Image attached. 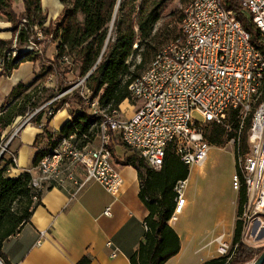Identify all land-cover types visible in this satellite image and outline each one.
Segmentation results:
<instances>
[{
    "label": "trees",
    "instance_id": "obj_1",
    "mask_svg": "<svg viewBox=\"0 0 264 264\" xmlns=\"http://www.w3.org/2000/svg\"><path fill=\"white\" fill-rule=\"evenodd\" d=\"M170 1L174 0H120L117 8L119 0H61L64 8L60 17L46 26L47 17L41 0H24L25 10L21 13L14 10L13 0H0V13L12 23V30L16 33L18 42H28L32 27L36 24L41 27L46 37H50L54 42L58 41L56 56L51 64L43 67L30 83L20 81L15 84L5 103L0 105V149L8 138V134H5L6 130L18 118H25L36 109L40 110L30 122L43 126L49 147L37 152L34 166L42 157L52 152L63 138L70 135L76 134L80 148L91 144L99 132L103 116L93 114L80 94H73V99L80 105V109H69L71 118L61 130L52 133L48 129V123L54 115L66 108L70 101V96L55 99L56 92L45 96V93L53 88L47 84L49 77L65 76L70 70L63 69V65L78 62L80 76H86L85 82L91 91L90 97L95 98L102 92L101 104L109 106L110 110L118 108L130 98L128 87L131 81L147 72L156 52L168 46L169 41L181 30L184 11L178 17V24L175 26L170 24L175 21L176 12L162 27L156 29L163 8ZM179 1L181 5L187 6L194 0ZM232 2L230 1L228 7L234 10L253 37L259 38V32L248 20L247 13L237 3ZM24 19L26 22H22L21 26V20ZM12 44L13 40L0 38V61H3L0 65L3 67L0 75L10 76L23 62H37L38 53L35 50L23 51L12 57ZM136 56L140 57L136 69L146 64L141 72L131 70ZM58 83L63 88V81L60 80ZM43 120L46 122L44 125ZM249 127L250 117L241 135L238 158L239 154L248 151ZM42 135H37L36 140ZM206 138L210 145L221 147L229 141L230 136L223 127L210 124ZM117 140L118 138H114L113 145H108V151L113 155L116 163L131 165L137 169L141 182L140 196L149 209V215L145 220L148 226L145 240L140 244L138 251L131 256L130 263L165 264L181 248L180 237L169 221L176 208L175 185L179 180L188 178L190 167L174 153L168 152L163 166L155 170L136 150L127 146L129 151L124 150V157L120 158L116 149ZM11 164V155L4 152L0 157V259L4 264H12L3 250L5 241L16 235L30 221L33 210L40 203V199L34 200L37 194L29 186L31 172L25 171L17 177H10L8 169ZM236 172H240L239 164ZM239 192L241 209L247 201L245 186ZM242 232L243 222L240 220L237 222L232 252L204 264H226V260L228 264H243L257 257L264 248H254L245 243ZM78 264H91V258L85 255Z\"/></svg>",
    "mask_w": 264,
    "mask_h": 264
},
{
    "label": "built area",
    "instance_id": "obj_2",
    "mask_svg": "<svg viewBox=\"0 0 264 264\" xmlns=\"http://www.w3.org/2000/svg\"><path fill=\"white\" fill-rule=\"evenodd\" d=\"M225 1L236 2L242 10L251 8L248 20L259 32L256 39H263L262 0H197L195 14L187 13L188 4L184 9L183 29L170 40V48L164 54L156 52L151 74L139 76L137 83L130 84L128 90L134 103L129 116L123 115L121 106L105 112L99 100L90 97V89L83 95L90 111L104 116L106 136H100L99 145L83 148L78 146L76 134L63 138L55 149L69 155L71 165L70 169H64L61 181L40 183L39 171L46 170L51 159L42 157V161L31 170L29 186L37 187L35 201L45 190L55 186L65 188L69 183L75 185L72 196L93 181L100 182L112 194L120 192L124 180L113 155H108V145H113L114 138L136 150L155 170L163 166L168 152L190 167L203 164L208 157L211 145L206 131L210 124L223 127L230 136L229 143L234 145L239 117L249 116L248 151L243 154L246 172L251 175L245 243L254 241L264 228V98L254 97L264 70H261L259 54H253L245 47L240 30L242 20L232 21V16L222 10ZM34 29L37 38L44 39V32L38 24ZM25 50L35 48L27 46ZM2 63L1 60L0 65ZM250 101H257V114H249ZM39 110L24 118L10 141L1 147L0 156L8 151L20 128ZM195 112L202 117L201 120L194 116ZM9 154L12 164L8 172L17 163V154ZM238 180L241 179L235 172L233 188L239 192ZM186 185L187 179L179 180L175 185L176 208L170 222L177 220L186 204ZM105 214L110 215L111 210L107 208ZM256 222L258 227L252 234ZM145 229H148L146 223ZM216 241L218 253L222 256L232 241L224 235Z\"/></svg>",
    "mask_w": 264,
    "mask_h": 264
},
{
    "label": "crops",
    "instance_id": "obj_3",
    "mask_svg": "<svg viewBox=\"0 0 264 264\" xmlns=\"http://www.w3.org/2000/svg\"><path fill=\"white\" fill-rule=\"evenodd\" d=\"M18 2L19 6L13 2L14 10L17 13L24 12V0ZM41 5L46 13L43 0ZM45 25L49 26L46 22ZM27 63L34 67L31 80L24 82L28 84L39 73L38 62H23L12 73ZM49 82L51 83L50 79ZM50 83H47L48 86H51ZM59 115H63V120L57 123ZM70 118V110L64 108L54 115L48 123V129L52 133H58ZM17 124L19 119L6 132ZM28 124L30 123L24 124L20 131ZM43 131L39 126L28 128L27 138L23 136L27 143L24 148L13 147L12 140L10 148L17 154V163L8 172L10 177H17L25 171L31 172L34 168L37 152L49 147L48 138ZM41 134L43 135L36 140L37 135ZM116 164L124 180L117 194L110 193L97 181L90 182L75 196H72L75 189L72 183L65 188L55 186L45 190L30 221L16 235L5 241L3 250L9 261L12 264H78L87 255L91 258V264H131V256L145 240V220L149 209L140 196L141 182L137 169L131 165ZM192 201L193 199L186 197V204L180 213ZM237 202L235 210L229 208L215 212L210 226L205 225L204 221L192 218L180 226L176 220L169 221L180 237L181 248L165 264H204L220 257L216 239L224 235L233 242ZM107 208L111 210L110 215L105 214ZM208 234L210 238L207 240ZM109 242L111 245H108Z\"/></svg>",
    "mask_w": 264,
    "mask_h": 264
},
{
    "label": "rangeland",
    "instance_id": "obj_4",
    "mask_svg": "<svg viewBox=\"0 0 264 264\" xmlns=\"http://www.w3.org/2000/svg\"><path fill=\"white\" fill-rule=\"evenodd\" d=\"M18 1L19 0H13L16 6H19ZM43 7L46 11L45 13V15L47 16L46 24L48 25L54 23L60 17L63 10L61 0H43ZM185 7L186 5H181L179 0H174L167 3L162 10L161 20L157 23L156 29L162 27L165 21L174 12L177 13L176 19L172 24H170V26H175L176 24H178L177 22L178 17H180ZM81 18L82 17H80V19ZM7 22H8L7 19L0 13V38L13 40V44L11 46L12 56L16 57L19 53L23 52L27 48V46H33L36 52L38 53L37 62L40 65V70L43 67L49 66L52 60L54 59V57L56 56V46L58 44V41L54 42L53 39H51L50 37H46L45 33L44 36L46 37V39L44 37V39L39 40L37 38L33 26L29 41L20 43L17 41L16 33H14L12 30L13 27L12 23H7ZM22 22L24 23L25 21L21 20V24H20L21 26L23 25ZM139 63H140V57L136 56L133 59V66L131 67V70L141 72L143 68L146 66V64L142 68L136 69V65H138ZM79 66L80 64L78 62L76 64L67 63L66 65H63V69H67L70 71L66 73L65 76L64 75L57 77L50 76L49 79L51 83L48 80V84L50 83L53 88L51 87L52 89L48 90L45 93V96H48L49 94L55 92L57 93L55 99L64 96H70V101L69 104L66 106V108L73 110L80 109L79 108L80 105H78L73 99V94L77 93L83 96L87 94L86 92L88 90V87L85 82L86 79L83 81V79L86 76H80L79 74ZM2 69L3 67L0 66V73H2L3 71ZM33 69L34 67L30 63H27L22 65L20 69L16 71L14 74L12 73L11 76L0 75V105L5 103L7 96L10 94L15 84H17L20 81L28 82L31 80L33 75ZM60 80L63 81V88L59 86L58 82ZM101 94L102 92L99 94V96L95 98L99 100V104L102 107V109L105 110V112H112L113 110H110L109 106H103L101 104L100 102ZM89 95L91 96V92L89 93ZM133 103L134 100L132 98H129L128 101L122 104L121 109L123 111L124 116H128L130 114V112L132 111ZM116 109H120V106ZM46 110L48 114V109ZM194 116L199 120L202 119V117L197 112L194 113ZM18 119H19V124H17L15 128H12L5 133L8 134V138L5 140L3 146H5L6 143L10 141L16 129L25 120L24 118H18ZM62 120H63V115H59L57 123H59ZM29 123L30 124H28L21 131L19 130L17 136L14 137L13 142L11 141L13 147L21 146L22 148H24L27 146V143L25 142L23 136L27 138L26 132L28 128L30 127L37 128L38 126L43 128V126L38 125V123L35 122H29ZM45 123H46L45 120H43V125ZM100 136L101 134L99 130V134H97L96 138L91 143V146L99 145ZM116 149H117V154L120 158L124 157V150L129 151V149L121 142L120 139L116 141ZM238 151H239L238 146L236 144L233 145L229 143V141L226 142L225 145L221 147L211 145L206 161L201 165L190 166V172L187 178V186L185 189V197H189L190 199H193V201L190 202V204L184 209L182 213H179L178 220L175 221L179 226L185 224V222L191 218L196 221H200V220L204 221L205 225L210 226L214 220L215 212L229 208L235 210L236 208L235 203L238 200L237 212H236L237 213L236 226L233 233V240H234L236 235L237 222L240 220L242 221L241 215H243L245 211L244 208H246L247 205L246 204L247 202H245L240 209V203H239L240 192L238 198V191L233 188V175L235 174L239 164V158L237 157ZM6 152H8V154L9 152L14 153V151H12L11 148H9V150ZM31 153L33 154V150ZM31 161L32 159L30 160L29 163H31ZM257 227H258V222H256L253 225L251 231L252 234L255 233ZM209 238L210 237L208 234L207 240ZM232 244L233 242L231 243V246ZM248 244L254 248H264V228L261 230L259 235L254 238V241ZM253 260L243 264H250ZM226 264H228V260H226Z\"/></svg>",
    "mask_w": 264,
    "mask_h": 264
},
{
    "label": "bare ground",
    "instance_id": "obj_5",
    "mask_svg": "<svg viewBox=\"0 0 264 264\" xmlns=\"http://www.w3.org/2000/svg\"><path fill=\"white\" fill-rule=\"evenodd\" d=\"M232 2V1H231ZM230 1H225L222 3V10H225L226 13H229L230 16H232V21H241L237 15L235 14L234 10L229 8ZM233 3V2H232ZM236 4V2H234ZM196 4L197 0L192 1L188 6H187V13L188 14H195L196 12ZM234 5V4H233ZM236 6V5H235ZM233 8V7H232ZM243 11L246 12L248 16L251 15V8H243ZM262 12H263V26H264V0H262ZM245 14V13H244ZM183 23H185V12L182 20V25H181V30L183 29ZM240 30L242 33V36H244V44L245 47L249 48L250 52L253 54H259V62L261 65V70H264V27H263V39H255L253 37L252 33H249V31L244 27L243 22H240ZM167 48H170V44L166 46L165 48L161 49L157 54H164L167 52ZM24 51H32V50H24ZM155 61V58L154 60ZM151 69H153V62L150 66V68L147 70V72L142 75L146 76L148 74H151ZM139 78V77H138ZM138 78H135L131 81L130 84L132 83H137ZM130 84L129 87L130 88ZM254 97L255 99H263L264 98V72H262V80L259 81V86H257V89L254 90ZM248 111L249 114H257L258 112V104L257 101H250L248 103ZM93 114H98V113H93ZM249 116H241L239 117V123L236 126V136H235V143L238 146V149L240 150V145H241V135L242 132L245 128V124ZM99 130L101 136H106V126H105V120L104 116L102 117V120L99 125ZM249 131V130H248ZM87 146H91L88 144ZM108 155H110L108 151ZM46 158H51L50 159V165L47 167L46 170L39 171V178H40V183H49L51 181H61L62 177H64V169H70L71 165V158L69 155H64V151H60L58 149H54L52 152L44 156ZM42 159L40 160V162ZM239 178L241 180H238V189L239 191L243 186L246 188V195H247V205L243 215L242 216V222H243V240L245 242V229H246V220H248V212L250 208V184H251V175L247 174L246 172V166H245V161H244V155L239 154ZM237 173V172H236ZM31 189L36 192L37 194V187H31ZM233 249V244L229 249H227L226 252H223L222 256H227L232 252Z\"/></svg>",
    "mask_w": 264,
    "mask_h": 264
},
{
    "label": "water",
    "instance_id": "obj_6",
    "mask_svg": "<svg viewBox=\"0 0 264 264\" xmlns=\"http://www.w3.org/2000/svg\"><path fill=\"white\" fill-rule=\"evenodd\" d=\"M120 3V0L117 4V8H118V5ZM3 154V153H2ZM1 154V155H2ZM1 157V156H0ZM0 264H4L1 259H0ZM250 264H264V250L257 256V258H255Z\"/></svg>",
    "mask_w": 264,
    "mask_h": 264
}]
</instances>
